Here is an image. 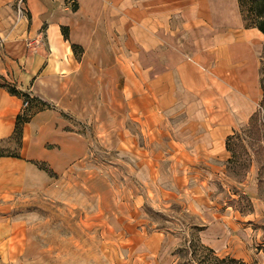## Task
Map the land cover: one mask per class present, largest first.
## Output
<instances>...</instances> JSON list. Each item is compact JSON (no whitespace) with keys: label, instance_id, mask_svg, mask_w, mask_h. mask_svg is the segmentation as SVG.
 Returning a JSON list of instances; mask_svg holds the SVG:
<instances>
[{"label":"crops","instance_id":"obj_1","mask_svg":"<svg viewBox=\"0 0 264 264\" xmlns=\"http://www.w3.org/2000/svg\"><path fill=\"white\" fill-rule=\"evenodd\" d=\"M18 3L0 0V80L54 107L36 112L24 124L19 157L0 156V264H47L43 251L29 238L27 222L13 218L11 212L18 199L59 192L57 181L35 162H46L60 173L86 157V137L67 129L71 125L62 114L93 123L92 85H101L104 99L103 86L112 85L129 116L143 119L142 126L148 128L168 126L173 133L179 125L184 132L178 117L184 115L181 105L186 96L196 105L208 103L192 112L209 116L203 123L193 121L191 147L198 154L184 156L188 147L184 138L173 134L169 139L173 180L181 186L177 189H184L192 180L184 164L205 161L207 143L197 133L199 127L208 125L219 133L221 126L211 122L228 125L240 118L230 106L237 96L249 101L251 110L260 66L254 48L263 34L244 27L237 0H22L25 13L20 18ZM62 28L68 30L67 39ZM32 40L36 43L28 45ZM72 44L78 47L75 51ZM21 106L20 96L0 86L2 150L12 144ZM97 114L102 123L108 108ZM215 142L221 150L217 139L211 147ZM157 157L150 159V180L159 183L155 190L175 200V187H163L165 170ZM192 176L197 178V172ZM177 206L192 222L186 223L187 230L204 229L182 205ZM231 228L236 234V227ZM157 238L152 233L150 240ZM229 239L235 246L236 235Z\"/></svg>","mask_w":264,"mask_h":264},{"label":"rangeland","instance_id":"obj_2","mask_svg":"<svg viewBox=\"0 0 264 264\" xmlns=\"http://www.w3.org/2000/svg\"><path fill=\"white\" fill-rule=\"evenodd\" d=\"M257 45L254 49L260 66L251 110L250 102L237 96L230 106L240 118H233L235 122L228 125L211 122V126H221L219 133L208 125L199 127L197 133L207 143L205 161L184 164L192 179L184 189H177L181 186L173 180L174 167L167 159L168 151L173 150L168 147L169 139L173 134L183 137L188 144L184 156L198 154L191 147L193 121L203 123L209 116L192 112L208 103L196 105L186 96L181 105L184 103V115L178 117L184 132L179 125L173 133L168 126L148 128L142 126L143 119L129 116L112 85L103 86L105 99L101 85H92L93 123L62 114L70 122L67 129L86 137V157L60 173L45 162L57 181V195L18 199L11 212L13 218L27 222L29 238L35 249L43 251L47 264H220L218 260L224 258L264 264V92L260 83L264 35ZM201 70L207 72L205 66ZM100 108L109 112L102 123L97 114ZM230 136L233 140L228 142ZM214 137L221 142V150L216 142L211 147ZM228 143L235 157L228 151ZM18 150L12 141L4 152ZM156 155L165 170L163 187H175V200L155 190L159 183L150 180V159ZM186 167L192 170L188 172ZM169 201L182 205L204 229L187 230L186 223L192 222ZM229 226L236 227V234L230 233ZM152 233H157V240H150ZM235 235L234 246L229 238Z\"/></svg>","mask_w":264,"mask_h":264},{"label":"trees","instance_id":"obj_3","mask_svg":"<svg viewBox=\"0 0 264 264\" xmlns=\"http://www.w3.org/2000/svg\"><path fill=\"white\" fill-rule=\"evenodd\" d=\"M238 2V8L240 11V15L242 17L244 27L245 28H256L264 35V0H237ZM63 36L67 39L68 38V30L67 28H62ZM78 47L76 45L72 44V49L75 51ZM261 88L264 92V67L261 68ZM0 86L5 87L9 93L13 95H18L22 98V100L28 101L27 108L18 114L16 117L15 127H14V133L12 136V140L15 142L16 146L20 148L21 146V138H22V130L25 123H27L32 116L41 110H45L50 108V105L44 101H41L40 99L31 96L29 92L27 91H21L16 88L15 85L7 84V83H0ZM230 140H233V138L230 136L228 137V142ZM228 151L231 152L232 156L235 157V150L231 147V145L228 143ZM14 156L19 157V153H5L4 150L0 148V156ZM35 165L46 172L48 175H52V170L46 165L45 162H35ZM199 229L197 226H191V230ZM197 243V242H196ZM193 243L190 242V246H192ZM218 262L220 264H247L243 263L240 260L233 259V258H224L219 259Z\"/></svg>","mask_w":264,"mask_h":264},{"label":"built area","instance_id":"obj_4","mask_svg":"<svg viewBox=\"0 0 264 264\" xmlns=\"http://www.w3.org/2000/svg\"><path fill=\"white\" fill-rule=\"evenodd\" d=\"M16 11H17L18 18H20V17H22L24 15L25 8L23 6L22 0H19V3L17 4ZM34 43H36V41L35 40H32V41H29L28 42V45L31 46ZM27 106H28V101L22 100L21 112H23L27 108Z\"/></svg>","mask_w":264,"mask_h":264}]
</instances>
